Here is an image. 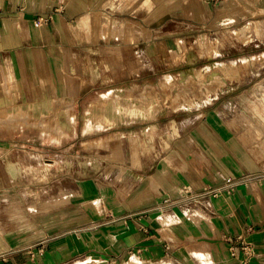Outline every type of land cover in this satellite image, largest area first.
<instances>
[{"label":"crops","instance_id":"1","mask_svg":"<svg viewBox=\"0 0 264 264\" xmlns=\"http://www.w3.org/2000/svg\"><path fill=\"white\" fill-rule=\"evenodd\" d=\"M246 62L209 102L90 115L104 90ZM2 109L0 264H264V0H0ZM228 176L249 184L213 213L160 209Z\"/></svg>","mask_w":264,"mask_h":264},{"label":"rangeland","instance_id":"2","mask_svg":"<svg viewBox=\"0 0 264 264\" xmlns=\"http://www.w3.org/2000/svg\"><path fill=\"white\" fill-rule=\"evenodd\" d=\"M248 71H258V65H253L250 62L244 64L231 63L206 65L190 72H164L157 76L155 82H139L138 86L135 87L131 85L132 82H129L119 90H104V95L112 93L119 95L120 98L116 101L114 96L106 97L105 107L100 102L102 97L100 100L98 98V101L92 103L90 115L92 119L99 121L98 123L111 126L118 122L115 118L117 109L121 110L119 111L120 114L125 113L124 116L126 115L125 118L120 116L122 120L120 122H128L153 117L164 109L190 108L209 102L212 94L223 87L227 77L231 78ZM13 87L17 88L18 86L13 85ZM111 97L114 100L113 104L107 107ZM141 111H148L151 115L136 118ZM2 115H6L3 109L0 111V116ZM107 115L108 119L106 118Z\"/></svg>","mask_w":264,"mask_h":264},{"label":"built area","instance_id":"3","mask_svg":"<svg viewBox=\"0 0 264 264\" xmlns=\"http://www.w3.org/2000/svg\"><path fill=\"white\" fill-rule=\"evenodd\" d=\"M48 20V19H47ZM249 180L243 177L228 176L225 180L216 186L208 185L199 191H186L177 199L166 200L160 206L162 210H171L180 213L183 217H189L197 211L213 213V201L224 193H231L236 190L239 185H248ZM241 238V237H240ZM242 250L245 253V261H248L254 254L251 243L244 242L242 239Z\"/></svg>","mask_w":264,"mask_h":264},{"label":"bare ground","instance_id":"4","mask_svg":"<svg viewBox=\"0 0 264 264\" xmlns=\"http://www.w3.org/2000/svg\"><path fill=\"white\" fill-rule=\"evenodd\" d=\"M118 99H119V98H118ZM113 101H114V100H113L112 97H111L110 100H109L108 103H107V107H108L110 104H113ZM116 101H117V100H116ZM114 103H115V102H114ZM115 104H116V103H115ZM121 105H122V103H121ZM121 105H120V106H121ZM117 108H118V107H117ZM135 108H136V107H135ZM137 109H138V108H137ZM117 110H118L117 112L121 111L120 109H117ZM133 111H134V110H133ZM138 112H139V111H138ZM121 113H123V112H121ZM124 114H125V113H124ZM124 114H121V117H122V118H123V117L125 118L126 115L124 116ZM116 119H117V118H116ZM117 120H119V119H117ZM120 121H121V120H120Z\"/></svg>","mask_w":264,"mask_h":264}]
</instances>
